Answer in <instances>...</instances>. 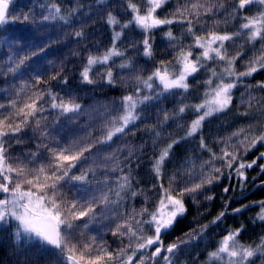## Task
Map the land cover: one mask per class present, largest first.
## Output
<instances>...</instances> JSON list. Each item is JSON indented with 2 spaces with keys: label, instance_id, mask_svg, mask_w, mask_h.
I'll return each instance as SVG.
<instances>
[{
  "label": "snow or ice",
  "instance_id": "6c2138e0",
  "mask_svg": "<svg viewBox=\"0 0 264 264\" xmlns=\"http://www.w3.org/2000/svg\"><path fill=\"white\" fill-rule=\"evenodd\" d=\"M98 23L106 44L94 39ZM15 24L33 32L0 40V231L16 264H264V228L242 242L243 223L224 229L205 260L197 252L228 215L225 199L198 219L214 186L235 179L243 190L256 180L250 170L264 174V0H33L26 11L0 0V30ZM69 40L81 62L66 71V57L46 53ZM118 83L109 102L80 103L82 86ZM257 205L251 223L264 226ZM190 206L195 226L166 241Z\"/></svg>",
  "mask_w": 264,
  "mask_h": 264
},
{
  "label": "trees",
  "instance_id": "16d2710c",
  "mask_svg": "<svg viewBox=\"0 0 264 264\" xmlns=\"http://www.w3.org/2000/svg\"><path fill=\"white\" fill-rule=\"evenodd\" d=\"M17 7L21 11H26L29 7H32L33 0H16ZM95 28L98 31V34L94 37L96 42L106 44L109 39V31L105 28H102L101 24H96ZM5 37H10L13 40H16L20 37L33 38L32 26L31 25H23V24H15L6 30H0V40L5 39ZM35 39L37 43H39L40 39H43L42 36L36 34ZM52 39H56V35L52 32ZM23 43V41H21ZM156 43L157 45L161 44V33H156ZM127 44V41H125ZM81 46L77 43L72 42L71 40L67 41L63 44H53L51 48L47 50L48 59H65L66 63V71H71L74 66L79 65L81 62L78 58L72 55V49H79ZM2 55V52H0ZM159 55V50L157 52ZM39 59V58H37ZM139 59V57H138ZM146 59V58H145ZM145 59H141L140 63L145 64ZM72 79V78H70ZM123 88L119 85V83L115 86H105L103 84H98L97 86H82L81 89L78 90L80 94V103L85 105L86 109H90L93 106H96L101 103L109 102L113 97H118ZM164 107L171 108L172 105L167 101L164 102ZM148 115H155V110H152L148 113ZM51 120V117L49 118ZM232 119L231 116L221 117L219 120H213L211 125H208L205 129V135L207 136L208 131L216 130V126L220 125L221 122H227ZM83 123V118L81 119ZM149 123L151 121H148ZM62 123L64 121L62 120ZM143 127V125H141ZM76 129V126L71 125L66 128V132L71 134V132ZM78 130V129H77ZM223 130V129H221ZM168 131L182 134V130L176 128L174 125L168 129ZM138 136L141 133H137ZM144 140H148L147 136L143 137ZM137 143L138 141H133ZM184 147V146H182ZM264 150V149H261ZM251 155V154H250ZM145 169L141 170V179L146 178L144 176ZM249 177H256V180L253 181L249 179L246 182V187L241 190L238 182L233 179L231 182L228 180H224L221 182V186H214V193L217 197L212 202H202L201 211L203 212L202 216H199L198 219L207 223L210 221L219 211L222 210V204L225 199H230L231 203L228 208V215L224 218V222L219 227H213L210 225L209 233L206 234L207 244L200 243L197 248V252H199V259L201 261L206 259L205 249H210L213 242L219 239V234L226 228H231L237 226L239 223H243L247 228L248 232L242 234V242H250L251 239H255L257 234L262 232V226L259 221L256 223H251V220L256 216L259 211V207L252 206V202L264 200V187H258L260 181L264 179V174L259 173L258 169H253L248 172ZM223 186L229 187V192L227 194L223 193ZM241 204H248L250 208L245 210L242 214L234 215L231 212L233 207H239ZM205 205L207 210L205 211ZM196 216L195 206H190L189 214L186 219H183L179 222L176 227L175 232L170 237H164L166 241L170 239H174L176 235H179L181 231H187L190 227H194L195 224L193 222V217ZM190 251V250H189ZM192 255H184L182 254L179 259L180 261H191L193 259ZM34 255V254H33ZM18 258V254L16 253L13 247V239L7 231H0V264H16ZM39 264H46V260L51 259V257H35ZM20 260H23V256H19Z\"/></svg>",
  "mask_w": 264,
  "mask_h": 264
}]
</instances>
